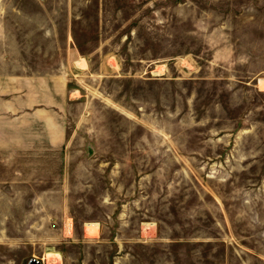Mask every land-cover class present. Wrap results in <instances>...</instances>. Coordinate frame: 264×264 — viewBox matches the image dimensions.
<instances>
[{
  "label": "rangeland",
  "instance_id": "374dc122",
  "mask_svg": "<svg viewBox=\"0 0 264 264\" xmlns=\"http://www.w3.org/2000/svg\"><path fill=\"white\" fill-rule=\"evenodd\" d=\"M30 257L264 264V0H0V264Z\"/></svg>",
  "mask_w": 264,
  "mask_h": 264
},
{
  "label": "water",
  "instance_id": "95a60500",
  "mask_svg": "<svg viewBox=\"0 0 264 264\" xmlns=\"http://www.w3.org/2000/svg\"><path fill=\"white\" fill-rule=\"evenodd\" d=\"M87 148H88V153H90L92 150L91 145L87 144ZM26 264H39V260L35 257H30Z\"/></svg>",
  "mask_w": 264,
  "mask_h": 264
}]
</instances>
